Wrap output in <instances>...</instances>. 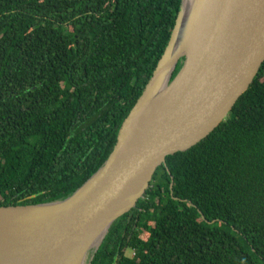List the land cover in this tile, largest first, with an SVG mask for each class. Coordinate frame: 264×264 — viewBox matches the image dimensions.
<instances>
[{
	"label": "trees",
	"instance_id": "16d2710c",
	"mask_svg": "<svg viewBox=\"0 0 264 264\" xmlns=\"http://www.w3.org/2000/svg\"><path fill=\"white\" fill-rule=\"evenodd\" d=\"M180 4L0 0V207L61 201L104 164ZM84 264H264V61L206 138L165 158Z\"/></svg>",
	"mask_w": 264,
	"mask_h": 264
},
{
	"label": "water",
	"instance_id": "95a60500",
	"mask_svg": "<svg viewBox=\"0 0 264 264\" xmlns=\"http://www.w3.org/2000/svg\"><path fill=\"white\" fill-rule=\"evenodd\" d=\"M183 1L104 164L61 201L0 207V264H84L165 158L206 138L251 85L264 61V0H197L185 46L172 55Z\"/></svg>",
	"mask_w": 264,
	"mask_h": 264
},
{
	"label": "bare ground",
	"instance_id": "6f19581e",
	"mask_svg": "<svg viewBox=\"0 0 264 264\" xmlns=\"http://www.w3.org/2000/svg\"><path fill=\"white\" fill-rule=\"evenodd\" d=\"M196 1L197 0H184L183 1L182 11L180 14L178 30H177L175 42L173 45L172 55L183 50L185 46V42L192 28L190 27V23H191L190 21H191V15H192L194 6L196 4Z\"/></svg>",
	"mask_w": 264,
	"mask_h": 264
},
{
	"label": "rangeland",
	"instance_id": "374dc122",
	"mask_svg": "<svg viewBox=\"0 0 264 264\" xmlns=\"http://www.w3.org/2000/svg\"><path fill=\"white\" fill-rule=\"evenodd\" d=\"M131 255V254H130Z\"/></svg>",
	"mask_w": 264,
	"mask_h": 264
}]
</instances>
